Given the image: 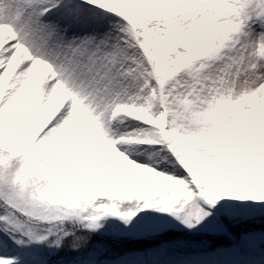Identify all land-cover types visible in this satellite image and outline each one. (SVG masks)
I'll return each instance as SVG.
<instances>
[{"label":"snow or ice","instance_id":"obj_1","mask_svg":"<svg viewBox=\"0 0 264 264\" xmlns=\"http://www.w3.org/2000/svg\"><path fill=\"white\" fill-rule=\"evenodd\" d=\"M261 217L264 0H0V264H218Z\"/></svg>","mask_w":264,"mask_h":264},{"label":"rangeland","instance_id":"obj_2","mask_svg":"<svg viewBox=\"0 0 264 264\" xmlns=\"http://www.w3.org/2000/svg\"><path fill=\"white\" fill-rule=\"evenodd\" d=\"M112 221L109 220L105 224V228H110ZM103 231V229L101 230ZM254 249L252 254H248L246 251H228L223 255L216 257L218 264H264V244L257 243L251 247Z\"/></svg>","mask_w":264,"mask_h":264},{"label":"trees","instance_id":"obj_3","mask_svg":"<svg viewBox=\"0 0 264 264\" xmlns=\"http://www.w3.org/2000/svg\"><path fill=\"white\" fill-rule=\"evenodd\" d=\"M260 220L262 221V222H259V223H257L254 227L256 228V229H263L264 230V217H261L260 218ZM249 251H251V247L250 248H247ZM249 253V252H248ZM65 255V253H63V252H59L58 253V256H64Z\"/></svg>","mask_w":264,"mask_h":264}]
</instances>
